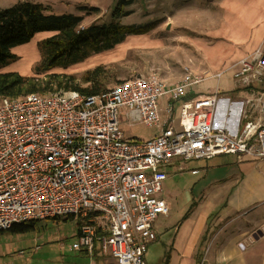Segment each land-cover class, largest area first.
Masks as SVG:
<instances>
[{"label": "built area", "instance_id": "built-area-1", "mask_svg": "<svg viewBox=\"0 0 264 264\" xmlns=\"http://www.w3.org/2000/svg\"><path fill=\"white\" fill-rule=\"evenodd\" d=\"M227 74L251 89L246 99L227 102L238 120L232 130L218 126V88L187 97L190 87ZM124 119L156 133L130 137ZM220 154L264 159V38L218 73L189 69L175 83L149 73L90 95L0 97V231L69 217L79 226L71 250L146 264L158 238L154 221L170 212L162 196L170 163Z\"/></svg>", "mask_w": 264, "mask_h": 264}, {"label": "rangeland", "instance_id": "rangeland-1", "mask_svg": "<svg viewBox=\"0 0 264 264\" xmlns=\"http://www.w3.org/2000/svg\"><path fill=\"white\" fill-rule=\"evenodd\" d=\"M117 1L88 0L86 2L87 6H97L99 12L86 14L77 10L76 6L84 3L73 4L71 10L84 14L82 27H87L93 22L100 25L119 23L125 30L131 31L126 32V39L112 49L92 54L75 65L55 66L47 73L80 77L89 69L102 66L109 74L105 82L106 87H112L122 79L146 76L149 73H156L166 81L175 83L181 80L189 69L197 74L205 71L213 73L223 70L233 58L237 57L231 55L235 49L234 45H225L216 35L220 22L218 23L211 16L216 13L215 9L211 8L214 0H135L132 4L123 6L121 12L128 14L115 17ZM208 4L210 5L207 8ZM56 10L58 14L64 12L63 9L56 8ZM53 34L50 31L36 33L29 43L13 48L12 52L18 55V60L4 66L0 72H19L24 76H39L35 68L42 60L39 44ZM47 73L41 74L40 77L43 78ZM208 81L214 80H205L204 85ZM123 121V128L130 137L148 139L156 133L155 128L141 123L132 125L126 119ZM168 171L163 197L170 204L172 217H177L176 220H179L183 216L186 217L187 213L186 207L182 205L185 191L193 187L197 178L185 170L174 174L170 167ZM182 208L183 212H181ZM212 220L214 219L211 218L210 221ZM214 224L210 227L213 230L219 228L222 223ZM35 225V229L28 231L15 232L10 229L0 231V264H25L28 256L32 258L31 264H57L56 259L62 254H69L66 249L78 239L79 226L69 217L38 220ZM263 242L264 238L260 245ZM211 246V249L216 246L214 240L209 242L206 257L213 251L210 249ZM167 251L162 241L152 244L145 256L146 264H165ZM200 252H202L201 248ZM201 256L198 258L200 261Z\"/></svg>", "mask_w": 264, "mask_h": 264}, {"label": "crops", "instance_id": "crops-1", "mask_svg": "<svg viewBox=\"0 0 264 264\" xmlns=\"http://www.w3.org/2000/svg\"><path fill=\"white\" fill-rule=\"evenodd\" d=\"M18 1L0 0V10ZM31 1L47 5L54 11L59 8L76 12L71 10L73 4H86L88 0ZM211 6L216 12L211 16L220 22L216 29L217 37L225 45H234L231 55L237 57L229 62L228 66H231L255 50L264 38V0H214ZM213 80L206 85V82L202 83L196 89L190 87L187 97L218 88L223 106L217 117L218 126L229 123L228 128L232 130V124L238 120L227 111V102L246 99L251 89L236 87L228 74L221 81ZM170 167L174 174L185 170L197 178L193 187L185 191L182 202L188 213L179 220L172 217L171 211L168 215L159 216L154 221L158 238L151 242L148 249L152 244L162 241L168 250L165 264H264V242L260 245L264 234L258 239L254 236L259 230L264 233V159H238L234 155L220 154L206 160L183 161L178 158L170 163L167 170ZM163 192L164 186L162 196ZM211 218L214 220L210 221ZM218 223H222L219 228H210ZM204 236L208 238L203 243ZM211 240L215 241L216 246L213 249L210 247L213 251L206 257ZM66 250L69 254L58 257L57 264L114 263L111 255L99 251L91 255L84 250H71L70 246ZM200 255L201 261L198 260ZM27 259L25 264H31L32 258L28 256Z\"/></svg>", "mask_w": 264, "mask_h": 264}, {"label": "trees", "instance_id": "trees-1", "mask_svg": "<svg viewBox=\"0 0 264 264\" xmlns=\"http://www.w3.org/2000/svg\"><path fill=\"white\" fill-rule=\"evenodd\" d=\"M135 0H118L115 17L122 13L123 6ZM77 10L86 14L99 12L94 5L79 4ZM84 14L71 11L56 13L40 2L20 0L16 4L0 10V70L18 60L12 49L29 43L39 32L50 31L54 34L39 44L41 62L35 67L39 76H24L19 72H0V97L19 98L28 94H47L61 90H78L90 95L108 88L105 85L109 77L105 67L89 69L80 77L70 74L47 73L52 67H68L84 61L92 54L102 53L115 47L126 39V32L119 23H90L82 27ZM135 32V30L133 31ZM47 73L43 78L41 74ZM188 213V212H187ZM36 221L13 225L15 232L35 229ZM206 236L203 237V241Z\"/></svg>", "mask_w": 264, "mask_h": 264}, {"label": "water", "instance_id": "water-1", "mask_svg": "<svg viewBox=\"0 0 264 264\" xmlns=\"http://www.w3.org/2000/svg\"><path fill=\"white\" fill-rule=\"evenodd\" d=\"M264 233H262L260 230L254 233L255 238H260V236H263Z\"/></svg>", "mask_w": 264, "mask_h": 264}]
</instances>
